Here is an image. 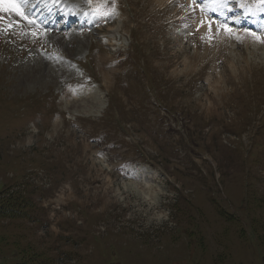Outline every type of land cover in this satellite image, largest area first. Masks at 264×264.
<instances>
[{
  "label": "rangeland",
  "instance_id": "1",
  "mask_svg": "<svg viewBox=\"0 0 264 264\" xmlns=\"http://www.w3.org/2000/svg\"><path fill=\"white\" fill-rule=\"evenodd\" d=\"M92 1L0 12V192L19 167L28 207L0 264H264V31L240 0Z\"/></svg>",
  "mask_w": 264,
  "mask_h": 264
},
{
  "label": "trees",
  "instance_id": "2",
  "mask_svg": "<svg viewBox=\"0 0 264 264\" xmlns=\"http://www.w3.org/2000/svg\"><path fill=\"white\" fill-rule=\"evenodd\" d=\"M5 205L9 211L4 214L0 212V215L3 217L14 216L17 218L25 213L27 208V200L24 198V196H17L16 199L10 198L9 200H7ZM21 264H54V262L52 260L43 259L39 255H33L30 256L28 262Z\"/></svg>",
  "mask_w": 264,
  "mask_h": 264
},
{
  "label": "snow or ice",
  "instance_id": "3",
  "mask_svg": "<svg viewBox=\"0 0 264 264\" xmlns=\"http://www.w3.org/2000/svg\"><path fill=\"white\" fill-rule=\"evenodd\" d=\"M89 3H91V0H88ZM214 3L219 4L220 0H213ZM262 2H264V0H262ZM2 11H8V12H12L15 13L18 16L24 17L27 19V17H25L24 12L22 10V8L20 7V0H0V12ZM29 23H33L32 20H28ZM11 25H9L10 27ZM228 31H231L230 28H227ZM252 35H256L255 33H252ZM257 39H261L259 36L256 37ZM261 42H264V40H262Z\"/></svg>",
  "mask_w": 264,
  "mask_h": 264
},
{
  "label": "bare ground",
  "instance_id": "4",
  "mask_svg": "<svg viewBox=\"0 0 264 264\" xmlns=\"http://www.w3.org/2000/svg\"><path fill=\"white\" fill-rule=\"evenodd\" d=\"M56 25V24H55ZM148 187V186H147ZM146 191V190H145ZM149 192V191H148ZM145 197V196H144Z\"/></svg>",
  "mask_w": 264,
  "mask_h": 264
}]
</instances>
